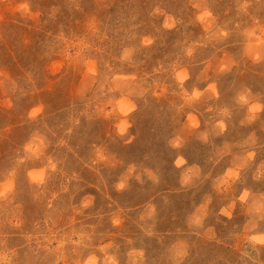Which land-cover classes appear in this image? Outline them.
<instances>
[{"label":"rangeland","instance_id":"obj_1","mask_svg":"<svg viewBox=\"0 0 264 264\" xmlns=\"http://www.w3.org/2000/svg\"><path fill=\"white\" fill-rule=\"evenodd\" d=\"M252 235L264 0H0V258L264 264Z\"/></svg>","mask_w":264,"mask_h":264},{"label":"clouds","instance_id":"obj_2","mask_svg":"<svg viewBox=\"0 0 264 264\" xmlns=\"http://www.w3.org/2000/svg\"><path fill=\"white\" fill-rule=\"evenodd\" d=\"M20 8L24 9L25 12H27L28 10V5L27 3H22L19 6ZM187 77L183 74L180 73L179 74V79L180 80H184ZM210 88L212 87L211 85L209 86ZM200 95L199 92L197 91H193V96L194 97H198ZM241 99H243V97H241ZM116 105H126V109L123 110V116L124 117H129L132 113L136 112V106L131 103L130 101L127 100H119L116 102ZM113 111H115V106L113 108ZM189 119H193L192 117H189ZM117 129H118V136L120 137H127V139L123 140L124 144H130L132 142V140L134 139L133 136L129 135L128 130L132 127V123L129 122L128 120H121L117 125H116ZM173 148H177L179 147V143L178 142H174L172 144ZM101 159H103V157H100ZM174 164L176 167H180L184 164H186V160L183 157H178L175 161ZM229 175H234V173H229ZM189 182V178L187 176L184 177L183 179V183H188ZM125 182H120L117 184V191L123 189L125 187ZM247 196V193H245L244 195L240 196L239 199L240 200H244L245 197ZM87 206V204H85V207ZM219 215L227 217L229 220L232 219V205L229 204L226 208L222 207L220 209ZM203 216H197L195 219L192 220V224L195 225L197 228H199L201 226V222H202ZM250 241L252 242L253 245H264V235H252L250 238ZM9 254L8 253H4L3 257L0 258V264H8V260H9ZM108 261L111 262V264H115L114 261H112L111 257L107 258ZM86 264H96L95 258H89L88 261L86 262Z\"/></svg>","mask_w":264,"mask_h":264}]
</instances>
